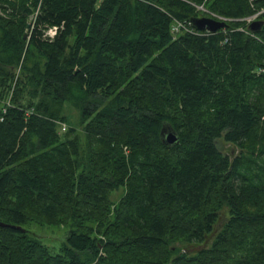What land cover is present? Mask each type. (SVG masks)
Returning a JSON list of instances; mask_svg holds the SVG:
<instances>
[{
  "label": "trees",
  "instance_id": "trees-1",
  "mask_svg": "<svg viewBox=\"0 0 264 264\" xmlns=\"http://www.w3.org/2000/svg\"><path fill=\"white\" fill-rule=\"evenodd\" d=\"M198 6L226 25L172 35ZM262 7L0 0V264H264Z\"/></svg>",
  "mask_w": 264,
  "mask_h": 264
},
{
  "label": "rangeland",
  "instance_id": "rangeland-1",
  "mask_svg": "<svg viewBox=\"0 0 264 264\" xmlns=\"http://www.w3.org/2000/svg\"><path fill=\"white\" fill-rule=\"evenodd\" d=\"M250 3L252 2L250 1ZM198 9L207 13L208 14L207 16H210L211 18H214L215 17L214 15H217L215 13L209 12L206 8L205 9L207 11L202 10L200 8ZM261 9H264V7H262ZM218 16H221V15H218ZM221 17H224V16H221ZM242 20H244L247 23V21L244 18ZM65 112L68 114L70 118V124H72L80 132L79 125L76 123V120L78 117L77 110L68 106V104H65ZM219 143L222 146L224 151H227V149L231 147L230 144L225 143L222 140H219ZM24 228L28 231L30 235H33L37 237L38 239H40V241L44 245H46L52 253H57L60 251V247L62 243L65 242L66 236L69 230L68 225H63V224L47 225V224H39L36 222H30L28 224H25Z\"/></svg>",
  "mask_w": 264,
  "mask_h": 264
},
{
  "label": "water",
  "instance_id": "water-1",
  "mask_svg": "<svg viewBox=\"0 0 264 264\" xmlns=\"http://www.w3.org/2000/svg\"><path fill=\"white\" fill-rule=\"evenodd\" d=\"M191 20H192L193 26L197 30H207L209 32H215L219 28H222L226 25L225 21H219L214 18L206 17V16L194 17ZM262 23L263 22L261 20H255L248 25V29L251 32H256L260 29ZM162 132L164 136L163 137L164 141L167 144H172L177 140V135L175 132L167 131V130H163ZM0 226H6V224L0 221Z\"/></svg>",
  "mask_w": 264,
  "mask_h": 264
},
{
  "label": "built area",
  "instance_id": "built-area-1",
  "mask_svg": "<svg viewBox=\"0 0 264 264\" xmlns=\"http://www.w3.org/2000/svg\"><path fill=\"white\" fill-rule=\"evenodd\" d=\"M250 1H254V0H250ZM198 8L202 9V10H206L204 7L202 6H198ZM207 11V10H206ZM261 14H264V9H261L257 12H255L253 15L245 17L244 19L247 21V24L249 25L251 22L255 21V20H259V16ZM214 15V14H213ZM215 19L217 20H222L225 21L227 20L226 17H221L218 15H214ZM57 31V27L56 26H50L48 27L45 32H44V36L52 39L55 36V33ZM182 31H186L189 32V30L185 27L183 21H175L171 27V33L172 35H177L178 33L182 32ZM250 31V30H249ZM61 130H65V124H61Z\"/></svg>",
  "mask_w": 264,
  "mask_h": 264
},
{
  "label": "bare ground",
  "instance_id": "bare-ground-1",
  "mask_svg": "<svg viewBox=\"0 0 264 264\" xmlns=\"http://www.w3.org/2000/svg\"><path fill=\"white\" fill-rule=\"evenodd\" d=\"M251 2H254V1H251ZM253 15V14H252ZM206 17H210V16H206ZM260 17V16H259ZM215 19V18H214ZM217 20V19H216ZM260 20V19H259ZM219 21H222V20H219ZM185 27L189 30V32H193V33H199L196 28L193 26V23H192V20L191 21H185L183 22ZM199 31H204V30H199ZM205 32H208L210 33L209 31H205Z\"/></svg>",
  "mask_w": 264,
  "mask_h": 264
}]
</instances>
